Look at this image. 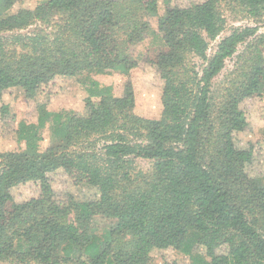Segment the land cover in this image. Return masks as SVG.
I'll list each match as a JSON object with an SVG mask.
<instances>
[{"label": "trees", "instance_id": "1", "mask_svg": "<svg viewBox=\"0 0 264 264\" xmlns=\"http://www.w3.org/2000/svg\"><path fill=\"white\" fill-rule=\"evenodd\" d=\"M21 2L0 0V126L24 144L0 153V263L264 264L263 176L250 175L264 147L237 139L248 127L242 104L264 92V0H42L14 10ZM227 14L253 26L217 41ZM149 34L160 43L133 57ZM139 63L163 81L156 119L133 112ZM84 71L121 72L122 95L91 81L82 113L39 101L34 121L15 123L5 101L15 90L54 96L58 77ZM56 172L90 195H58ZM27 185L34 195L16 199Z\"/></svg>", "mask_w": 264, "mask_h": 264}, {"label": "rangeland", "instance_id": "2", "mask_svg": "<svg viewBox=\"0 0 264 264\" xmlns=\"http://www.w3.org/2000/svg\"><path fill=\"white\" fill-rule=\"evenodd\" d=\"M42 0H22L21 3L15 5L14 10L18 8H34ZM173 3L179 6H185L192 1L197 0H171ZM160 10H162V5L160 4ZM227 24L225 31L220 35L222 37L228 35L230 30L235 27H245L253 26L251 20L242 18L240 16L226 15ZM151 27L154 30L155 24L154 19L151 20ZM36 27H30L25 31L34 32ZM264 31V29H261ZM160 43L159 38H154L151 34L141 42L140 44L132 48V56L138 57L145 53L152 45H157ZM216 43L210 45L208 54H211L215 48ZM243 47H239V52H241ZM235 57L225 62V67L221 74L213 81V88L215 90L222 87L224 82L231 77L234 69ZM139 67L131 70V83L134 90L135 100L133 112L135 115L148 119H156L159 117L161 112V91L163 87V81L158 77L155 71L149 67L144 66L139 63ZM94 81L98 83L100 87H111L112 94L114 96H121L123 93L124 77L119 71H109L107 73L98 74L93 72H81L72 77H58L56 84L53 87H49V90L54 92V96H47L46 94L39 93L34 100H27L24 98L23 91L21 89L15 90L13 96L8 100L9 103V113L15 117V123L21 120H26L32 122L36 118V104L39 101L47 102V108L50 111H74L77 113H82L85 107L86 87L89 83ZM93 101L96 102L94 99ZM242 109L244 110L246 120L248 122L247 130L244 134H238L237 139L244 142L258 141L264 147V92L263 97L256 100L247 101L242 104ZM7 130L1 128L0 126V153L2 152H14L20 151L24 148L23 143H17L13 138H10ZM48 133L43 132V141L40 142V149L44 150L48 146ZM241 146H245L241 145ZM134 168L136 170L147 171L150 168V163L147 161L136 160L134 162ZM250 175H262L261 181L264 184V152L262 155L254 156V161L250 167ZM54 189L57 191L58 195L64 196L65 194H73L74 196L83 199L90 194L86 190L80 188H75L71 185L70 181L63 175L62 172H56L50 175ZM36 189L34 186H24L17 188L12 191L16 199H25L34 195ZM98 219L100 223L98 225L99 229H104L108 226V222ZM181 257L180 255H177ZM167 258L171 259L175 256L166 255ZM163 259H158L154 264H163ZM5 264V263H0Z\"/></svg>", "mask_w": 264, "mask_h": 264}]
</instances>
